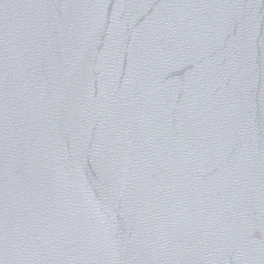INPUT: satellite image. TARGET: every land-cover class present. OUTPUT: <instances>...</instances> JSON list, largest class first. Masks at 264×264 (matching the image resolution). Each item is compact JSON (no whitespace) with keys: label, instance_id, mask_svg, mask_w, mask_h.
Listing matches in <instances>:
<instances>
[{"label":"water","instance_id":"water-1","mask_svg":"<svg viewBox=\"0 0 264 264\" xmlns=\"http://www.w3.org/2000/svg\"><path fill=\"white\" fill-rule=\"evenodd\" d=\"M0 264H264V0H0Z\"/></svg>","mask_w":264,"mask_h":264}]
</instances>
